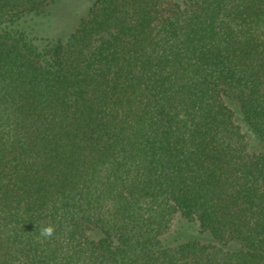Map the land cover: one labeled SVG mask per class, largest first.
<instances>
[{
	"label": "trees",
	"instance_id": "trees-1",
	"mask_svg": "<svg viewBox=\"0 0 264 264\" xmlns=\"http://www.w3.org/2000/svg\"><path fill=\"white\" fill-rule=\"evenodd\" d=\"M58 1L0 0V264H264V0Z\"/></svg>",
	"mask_w": 264,
	"mask_h": 264
},
{
	"label": "rangeland",
	"instance_id": "rangeland-1",
	"mask_svg": "<svg viewBox=\"0 0 264 264\" xmlns=\"http://www.w3.org/2000/svg\"><path fill=\"white\" fill-rule=\"evenodd\" d=\"M94 0H59L44 15L29 17L24 24L32 35L39 38L66 36L77 25ZM172 233L189 236L197 233L195 224H188L179 217L172 223Z\"/></svg>",
	"mask_w": 264,
	"mask_h": 264
},
{
	"label": "clouds",
	"instance_id": "clouds-1",
	"mask_svg": "<svg viewBox=\"0 0 264 264\" xmlns=\"http://www.w3.org/2000/svg\"><path fill=\"white\" fill-rule=\"evenodd\" d=\"M184 116L183 114H181L180 116V119H183ZM54 227L51 226V225H48V226H45V227H42L39 231V237L41 238H52L53 235H54Z\"/></svg>",
	"mask_w": 264,
	"mask_h": 264
}]
</instances>
